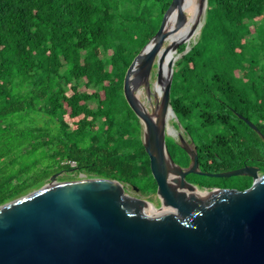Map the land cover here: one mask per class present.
<instances>
[{
  "label": "trees",
  "instance_id": "trees-1",
  "mask_svg": "<svg viewBox=\"0 0 264 264\" xmlns=\"http://www.w3.org/2000/svg\"><path fill=\"white\" fill-rule=\"evenodd\" d=\"M171 1L0 0V205L77 169L156 190L123 86ZM184 53L171 104L201 145L204 170L264 173V0H209Z\"/></svg>",
  "mask_w": 264,
  "mask_h": 264
},
{
  "label": "water",
  "instance_id": "water-1",
  "mask_svg": "<svg viewBox=\"0 0 264 264\" xmlns=\"http://www.w3.org/2000/svg\"><path fill=\"white\" fill-rule=\"evenodd\" d=\"M183 2L171 1L158 31L130 64L123 86L142 125V143L162 208L127 195L116 180L57 181L56 173L49 183L0 205V264H264V173L254 166L202 171L197 151L181 133L179 143L191 164L175 163L168 149L167 137L175 136L168 120L177 116L171 104L177 57H169L202 31L209 0H199L201 13L192 30L165 46L170 14L176 12L177 28L186 22ZM154 65L157 82H162L164 66L168 77L160 101L149 110L135 91L143 86L149 99H157L150 83ZM236 114L260 133L247 117ZM188 174L249 175L253 182L244 190L204 191L186 180Z\"/></svg>",
  "mask_w": 264,
  "mask_h": 264
},
{
  "label": "flooded vegetation",
  "instance_id": "flooded-vegetation-1",
  "mask_svg": "<svg viewBox=\"0 0 264 264\" xmlns=\"http://www.w3.org/2000/svg\"><path fill=\"white\" fill-rule=\"evenodd\" d=\"M151 109L152 108H150V110ZM186 136H187V138H185V137L184 138L186 139L187 146L190 147L191 150H196L197 151L199 164H200V169L202 171H205L204 167L206 165V160H204V158H203V152L204 151L202 150L201 145L199 144V142L194 141L193 137L188 132H186ZM141 140H142V125H141ZM175 142H176L177 146L185 153V155L187 157V160L180 158V155H179L180 152H179V148H177V146H170L168 144V142H167L169 152H170L174 162L179 164L182 167H188L191 164V157L181 147V145L179 143V140H177V141L175 140ZM62 172H67V171H62ZM59 175H60V173H59ZM204 177H210V176H204V175H200V174H188L186 176V180L189 183L197 186V188H199L200 190H204V191L215 189V188H230V189H239L240 190L241 189L240 186L246 184V179L247 178H251L249 175H241V176L229 177V178H227L228 180H226L224 182L211 183V186L207 187V184H206L207 180ZM210 178H212V177H210ZM122 184L125 187V193L127 195H129L131 197H134V198H137V199H141V200L147 201L156 210H159V209L162 208L163 200L158 195V192H157V188L158 187L156 188L155 191H143L139 187L133 186L130 183H122ZM133 190H135V191H133ZM157 200H158L159 203H156Z\"/></svg>",
  "mask_w": 264,
  "mask_h": 264
},
{
  "label": "bare ground",
  "instance_id": "bare-ground-1",
  "mask_svg": "<svg viewBox=\"0 0 264 264\" xmlns=\"http://www.w3.org/2000/svg\"><path fill=\"white\" fill-rule=\"evenodd\" d=\"M182 8H183V11L186 15V22L184 23L183 26L177 28V26H176V22H177L176 12L170 14V16L167 18V29L170 32V34L167 38V42H168L167 46L173 45L175 42H178L180 40V38L186 36L192 30L194 24L196 23V21H198V19L200 17L201 6L199 3V0H184V2L182 4ZM196 33H198V32H196ZM192 43H193V41L191 42V44ZM191 44H190V46H191ZM174 57H176L175 52L171 51V55L169 58L174 59ZM167 77H168V72L166 70V66H164L163 71H162V82H156V84H154V90H155V94L157 97V102L160 101V98H161V95L163 92L164 82L167 79ZM142 93H143L142 89H139V88L135 91V95L137 96V98L139 100L141 98ZM172 116H173V114L169 117V119H171ZM169 130L171 132L175 133V131L172 127H169Z\"/></svg>",
  "mask_w": 264,
  "mask_h": 264
},
{
  "label": "rangeland",
  "instance_id": "rangeland-1",
  "mask_svg": "<svg viewBox=\"0 0 264 264\" xmlns=\"http://www.w3.org/2000/svg\"><path fill=\"white\" fill-rule=\"evenodd\" d=\"M203 20H204V18H203ZM204 23H205V20H204ZM200 33L201 32L198 31V35H197L196 39L193 41V43L191 44L190 47H192L199 40ZM184 44H186V43H184ZM254 44H255V47H258L259 44H260V41L256 40L254 42ZM167 45H168V42L165 41V46H167ZM181 45L178 47L177 52L175 53V55L177 57V59L175 61V66L177 65L178 61L181 59V57L183 56V53L185 52V51L182 52V53L179 52V49H180ZM187 47L190 48L189 46H187ZM156 82H157V67H156V65H154L153 70H152V74H151V78H150L151 88H152V91L153 92L155 91L154 90V84H156ZM139 89H142V91H143L140 100L150 110V108H152L155 105V103L157 102V99H155L154 97H151V99H149L147 97V93H146L145 88L143 86L139 87ZM90 106L91 107H95V104L93 102H91L90 103ZM168 126L169 127H172L174 129V131H175V133L171 132L175 136L172 135V136H168V137H171L173 139L176 138V140H179V133H181L185 138H187L186 131L184 129V126L180 122V120L178 119L177 116L176 117L173 116V117H171V119L168 120ZM259 174L262 175L263 173L260 172ZM91 177H96V176H94L92 174L85 173V172H79V170L77 169V170H73V171H67V172L60 173V175L57 176V181L58 180H66V181H69V180H77V179L91 178ZM204 178H206V180H207L206 184H208V185L211 184V183H218V182H220L216 178H213V177L212 178H210V177H204ZM49 182H50V179L47 180V181H45L42 185H45V184H47ZM42 185H40V186H42ZM40 186H38V187H40ZM133 191H135V190H133ZM156 203H159L158 200H157Z\"/></svg>",
  "mask_w": 264,
  "mask_h": 264
}]
</instances>
